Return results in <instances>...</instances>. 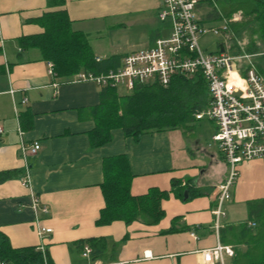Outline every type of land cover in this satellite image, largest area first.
<instances>
[{
    "label": "crops",
    "instance_id": "0c3cea01",
    "mask_svg": "<svg viewBox=\"0 0 264 264\" xmlns=\"http://www.w3.org/2000/svg\"><path fill=\"white\" fill-rule=\"evenodd\" d=\"M159 8L160 0H0V173L10 175L0 181V232L11 247H35L51 264H205L200 252L217 244L233 250L224 264L264 261V159L238 166L230 200L222 207L225 216L216 228L215 187L228 166L212 141L213 121L147 133L138 142L114 129L109 142L95 146L89 135L95 127L91 112L101 105L104 89L74 82L75 76L65 81L50 75L39 52L20 44L43 32L38 22L43 15L65 11L73 30L87 36L95 58L124 57L170 34ZM210 12L208 2L198 0L199 24L220 26L207 21ZM130 31L142 36L130 39ZM130 92L116 90L117 96ZM21 119L28 121L24 128ZM35 143L39 149L31 154ZM120 155L129 161L131 195L167 192L158 224L97 226L104 207L103 164ZM172 180L190 194L181 192L180 197L171 189ZM91 238L105 239V259L84 255Z\"/></svg>",
    "mask_w": 264,
    "mask_h": 264
},
{
    "label": "trees",
    "instance_id": "16d2710c",
    "mask_svg": "<svg viewBox=\"0 0 264 264\" xmlns=\"http://www.w3.org/2000/svg\"><path fill=\"white\" fill-rule=\"evenodd\" d=\"M206 2L211 8L207 21H214L221 24L220 26L227 27L225 33L219 34L235 37L248 25L258 24L264 40V0H206ZM221 4L225 7L224 13L219 10ZM236 14H239L240 19L231 21ZM38 22L43 32L22 39L20 44L25 48L36 49L43 61L52 64L55 76L69 81L79 72L105 74L119 67L123 58L121 55L96 60L87 36L73 30L72 22L65 11L47 13ZM220 26L212 29H220ZM220 45L218 53H221ZM238 51V55H242L243 51ZM262 59L264 60V57ZM251 66H255V69L264 74L261 64L254 61ZM242 67L241 74L244 75L250 65L243 63ZM116 90L104 89L101 105L91 112L95 127L89 135L95 146L109 142L114 129H121L125 136L135 142L147 133L185 129L188 124L197 121L195 114L204 109L209 102L207 85L200 73L189 79L176 77L167 87H162L158 83L135 84L129 94L122 96H117ZM27 122L21 119L22 128ZM9 177L7 172L0 173V181ZM131 179L129 161L124 155L105 160L103 182L100 186L104 207L96 221L97 226H106L114 221H121L125 225L139 221L152 226L158 224L164 217L161 200L167 196V192L150 189L144 195L133 196L130 192ZM171 189H175L180 197H183L181 192L190 194V190L184 191L176 180L171 181ZM196 195H191L190 198ZM85 243L91 249L92 261L105 259L107 251L105 239L91 238ZM0 264H51V262L35 247H11L7 237L0 232ZM257 264H264V261Z\"/></svg>",
    "mask_w": 264,
    "mask_h": 264
},
{
    "label": "built area",
    "instance_id": "2783aa9c",
    "mask_svg": "<svg viewBox=\"0 0 264 264\" xmlns=\"http://www.w3.org/2000/svg\"><path fill=\"white\" fill-rule=\"evenodd\" d=\"M197 4L198 0H160L158 17L170 23L167 37L157 39L148 49L125 55L117 69L105 74L79 72L73 81L93 82L102 89L122 87L129 92L135 84L158 83L167 87L176 77L189 79L198 73L202 75L209 102L195 114V119L215 123L212 141L218 144L228 166L227 176L215 187L217 204L213 216L218 228L219 220L225 216L222 207L230 200V191L238 179V166L244 161L264 159V80L248 57H233L225 51L205 53L200 48L202 36L225 33L227 27L210 29L200 25ZM239 19L236 14L231 21ZM243 63L250 65L244 75L241 74ZM48 73L55 75L51 63H48ZM19 133L22 135L21 131ZM38 149L35 143L29 152L35 154ZM21 150L24 151V147ZM84 252L88 255L90 249L85 247ZM200 253L205 264H224V257L232 256L233 250L217 244Z\"/></svg>",
    "mask_w": 264,
    "mask_h": 264
},
{
    "label": "rangeland",
    "instance_id": "374dc122",
    "mask_svg": "<svg viewBox=\"0 0 264 264\" xmlns=\"http://www.w3.org/2000/svg\"><path fill=\"white\" fill-rule=\"evenodd\" d=\"M219 9L222 11L225 9V7L221 4L219 6ZM208 11V10H207ZM207 11H205L204 8L201 9L200 13L206 14ZM221 28V26H220ZM129 38L134 39L139 36H142L141 34L136 33L135 31H130L129 32ZM126 38L123 36V40ZM119 39H117V43H121ZM224 44L227 50V53L230 56L236 57V56H245L248 57L249 61L253 63L254 61L256 63H259L263 66L264 68V61L262 58V53H264V40L262 39L259 29H258V24H250L246 28L242 29V31L235 37H232V35H228L227 38L223 36L222 34L219 35H214V34H207L202 36L199 39V45L200 48L205 52V53H218V45ZM119 46H122L120 44ZM241 52L242 55H238L239 51ZM259 52V53H255ZM248 63V62H247ZM118 92L123 93L124 89L122 87H118ZM196 126H199V123H195ZM261 222H264V216L260 218Z\"/></svg>",
    "mask_w": 264,
    "mask_h": 264
},
{
    "label": "water",
    "instance_id": "95a60500",
    "mask_svg": "<svg viewBox=\"0 0 264 264\" xmlns=\"http://www.w3.org/2000/svg\"><path fill=\"white\" fill-rule=\"evenodd\" d=\"M223 51H224L223 46L220 45V52H223Z\"/></svg>",
    "mask_w": 264,
    "mask_h": 264
}]
</instances>
